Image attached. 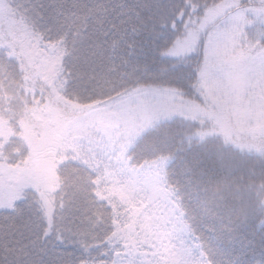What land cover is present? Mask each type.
<instances>
[{
  "label": "snow or ice",
  "instance_id": "snow-or-ice-1",
  "mask_svg": "<svg viewBox=\"0 0 264 264\" xmlns=\"http://www.w3.org/2000/svg\"><path fill=\"white\" fill-rule=\"evenodd\" d=\"M257 111L264 0H0V264H264V215L185 200L186 137Z\"/></svg>",
  "mask_w": 264,
  "mask_h": 264
},
{
  "label": "trees",
  "instance_id": "trees-1",
  "mask_svg": "<svg viewBox=\"0 0 264 264\" xmlns=\"http://www.w3.org/2000/svg\"><path fill=\"white\" fill-rule=\"evenodd\" d=\"M240 124L234 114L225 115L222 122L203 124L185 139V147L191 148L188 158L199 160L202 167L212 171L210 179L185 193L186 202L190 201V209L198 216L222 213L243 222L254 213L264 215V139L242 133ZM205 129L207 133L203 132ZM142 133L156 135L152 125L146 124L133 138ZM159 133L169 135L167 129H160ZM170 158L159 157L153 164L156 172Z\"/></svg>",
  "mask_w": 264,
  "mask_h": 264
},
{
  "label": "rangeland",
  "instance_id": "rangeland-1",
  "mask_svg": "<svg viewBox=\"0 0 264 264\" xmlns=\"http://www.w3.org/2000/svg\"><path fill=\"white\" fill-rule=\"evenodd\" d=\"M251 21V20H249ZM248 21V22H249ZM234 114L236 122L241 123V130L244 134H253L264 139V112L257 111L255 113H240ZM251 120V124L247 123L248 120ZM203 132L207 133L208 129H205ZM138 133L135 131L133 137Z\"/></svg>",
  "mask_w": 264,
  "mask_h": 264
}]
</instances>
